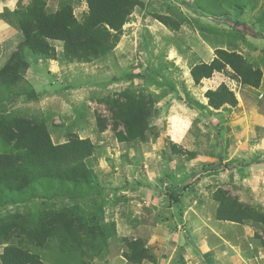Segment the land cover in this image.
I'll use <instances>...</instances> for the list:
<instances>
[{"label":"rangeland","instance_id":"374dc122","mask_svg":"<svg viewBox=\"0 0 264 264\" xmlns=\"http://www.w3.org/2000/svg\"><path fill=\"white\" fill-rule=\"evenodd\" d=\"M28 1L0 0V67L22 41L19 28L1 16L6 10L24 8ZM192 1L200 6L190 5ZM67 2L74 6L77 17L85 16L84 0H48V8L56 11ZM144 2L124 25L115 50L106 57L70 62L60 42L58 60L28 54L31 65L19 84L33 87L40 96L13 99L11 108L46 119L55 142L67 141L76 133L89 137L96 149L86 160L88 182L45 177L29 192H20L28 202L7 208L35 213L44 200L46 207L57 208L79 199L89 219L95 216L100 222L115 223V230L109 232L108 252L112 253L107 264H132L122 256L127 250L121 240L124 236L143 237L155 252L154 261L144 260L142 264H264V225L243 226L217 219L219 203L214 197L218 189H226L264 211V77L261 86L255 88L234 78L229 68L200 84L190 74L194 64L213 60L220 47L236 49L264 72V0H250L239 16L232 10L236 0ZM153 13L182 18L183 24L178 31L170 30ZM222 83L236 93L237 106L189 108L187 94L193 102L207 104V89ZM127 87L155 100L147 142H120L111 124L104 132L98 130L96 115L111 116L100 98ZM171 142L197 151V157L188 160L186 155H175ZM33 188L36 195L42 193L39 197L56 191L65 196L32 199L28 196ZM68 188L82 196H71ZM93 188L101 192L89 193ZM14 194L17 200L21 198ZM174 195L179 196L178 201ZM105 225L110 228V224ZM255 232L261 239L254 238ZM205 239L212 246L207 255V246L202 245ZM229 243L231 249L215 257ZM56 244L57 239H52L46 250L36 246L30 249L45 262L55 264ZM237 249L243 251L244 259L239 258ZM257 251L258 258L254 257ZM211 257L213 262H207ZM95 262L101 261L96 258L91 263Z\"/></svg>","mask_w":264,"mask_h":264},{"label":"trees","instance_id":"16d2710c","mask_svg":"<svg viewBox=\"0 0 264 264\" xmlns=\"http://www.w3.org/2000/svg\"><path fill=\"white\" fill-rule=\"evenodd\" d=\"M84 1L87 12L83 18L76 16L71 2L50 11L48 0H29L24 8L6 10L1 16L19 28L22 41L0 67V210H6L4 214L0 213V264H49L30 247L46 250L52 239H57L53 253L57 264H66L64 260L74 264H107L111 260L108 240L111 236L109 232L115 230V223L100 222L99 217L96 219L95 216L89 219L85 207L78 204L79 199L73 198L72 203L57 208L46 207L47 201L43 199L35 213L29 209L9 211L7 208L10 204L28 202L26 195L22 197L20 192H29L33 184L45 177L74 183L88 182L86 160L93 156L96 149L89 137L81 138L73 133L69 140L55 142L46 119L20 114L10 106L13 99H36L40 96L33 87L19 84L31 65L28 54L58 60L57 44L60 42L63 55L70 62H92L106 57L115 50L123 27L134 11L145 5L144 0ZM248 3L250 0H236L232 9L234 15L239 16ZM190 5L200 6V3L192 1ZM153 16L173 31H178L183 24L182 18L176 19L168 14L153 13ZM226 68L231 69L233 77L244 85L259 88L262 84L264 72L260 67H255L236 49L222 47L216 49L215 57L210 62L194 64L190 74L194 82L200 84L215 73H224ZM205 97L207 104L193 102L187 94V105L192 110H198L197 106L219 110L224 105L235 107L239 102L236 93L225 83L215 89H207ZM100 100L111 113L110 118L96 115L100 132L106 131L111 124L120 142L149 140L150 122L155 111L153 97L127 87ZM171 147L175 155H186L188 160L197 157V151L177 143L171 142ZM81 176L85 180H78ZM94 188L89 193L94 192ZM67 190L73 192L71 196H82L69 188ZM56 192L39 197L42 193L36 195L33 188L27 196L32 199L38 196L41 200L65 196ZM95 192H101V189ZM14 193L20 194V201ZM174 197L179 200L178 195ZM214 197L219 203L215 208L217 219L243 226L264 225V211L259 206L246 204L222 188L215 192ZM105 224H110V228ZM254 238L259 240L261 235L255 232ZM121 240L127 248L122 256L128 262L142 264L144 260H155V252L146 245L143 237L133 239L124 236ZM118 243L115 244L119 246ZM96 258L101 262L91 263Z\"/></svg>","mask_w":264,"mask_h":264},{"label":"crops","instance_id":"0c3cea01","mask_svg":"<svg viewBox=\"0 0 264 264\" xmlns=\"http://www.w3.org/2000/svg\"><path fill=\"white\" fill-rule=\"evenodd\" d=\"M2 5H0V7H1ZM2 8H3V6H2ZM22 34V33H21ZM207 242L208 241H206V239H205V241L202 243V245L203 246H207L206 248L207 249H204V251H205V254L207 255V254H209L210 252H211V250H210V248L212 247V246H208V244H209V242H208V244H207ZM210 245V244H209ZM228 247H225L220 253H215V257H222L223 256V252H225L226 253V250L227 249H231V247H232V244H230L229 243V245H227ZM237 246V248H239L240 249V247L238 246V245H236ZM258 246H259V244H258ZM258 246H254L255 247V249H258ZM210 247V248H209ZM257 247V248H256ZM205 248V247H204ZM239 249H237L238 251H239ZM256 251V250H255ZM239 252H241V251H239ZM243 252V251H242ZM242 252H241V255L239 256V258H243L244 259V256H243V254H242ZM0 253H1V250H0ZM258 253H259V251H257V254H255L254 255V257H256V258H258L259 256H258ZM216 254H219L218 256H216ZM210 256V255H209ZM212 259H210L209 261H207V262H209V263H212L213 262V257H211ZM126 259V258H125ZM206 259H208V258H206ZM242 259V260H243ZM127 260V259H126Z\"/></svg>","mask_w":264,"mask_h":264}]
</instances>
